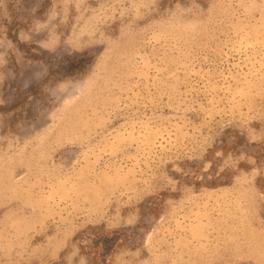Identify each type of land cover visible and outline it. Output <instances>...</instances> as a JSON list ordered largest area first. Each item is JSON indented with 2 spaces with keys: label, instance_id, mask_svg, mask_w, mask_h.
I'll list each match as a JSON object with an SVG mask.
<instances>
[{
  "label": "rangeland",
  "instance_id": "rangeland-1",
  "mask_svg": "<svg viewBox=\"0 0 264 264\" xmlns=\"http://www.w3.org/2000/svg\"><path fill=\"white\" fill-rule=\"evenodd\" d=\"M0 264H264V0H0Z\"/></svg>",
  "mask_w": 264,
  "mask_h": 264
}]
</instances>
